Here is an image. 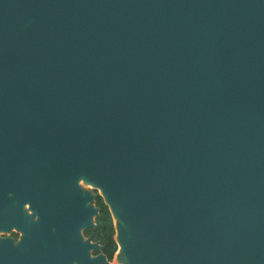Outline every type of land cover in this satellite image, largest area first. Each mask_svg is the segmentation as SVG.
I'll list each match as a JSON object with an SVG mask.
<instances>
[{
	"label": "water",
	"instance_id": "obj_1",
	"mask_svg": "<svg viewBox=\"0 0 264 264\" xmlns=\"http://www.w3.org/2000/svg\"><path fill=\"white\" fill-rule=\"evenodd\" d=\"M74 174L125 264H264V0H0L5 222Z\"/></svg>",
	"mask_w": 264,
	"mask_h": 264
},
{
	"label": "flooded vegetation",
	"instance_id": "obj_2",
	"mask_svg": "<svg viewBox=\"0 0 264 264\" xmlns=\"http://www.w3.org/2000/svg\"><path fill=\"white\" fill-rule=\"evenodd\" d=\"M43 207L27 194L19 195L5 222L0 213V264H38V243L47 235V264H123L117 221L106 201L101 182L80 174L53 179ZM34 200L35 204L32 203Z\"/></svg>",
	"mask_w": 264,
	"mask_h": 264
},
{
	"label": "bare ground",
	"instance_id": "obj_3",
	"mask_svg": "<svg viewBox=\"0 0 264 264\" xmlns=\"http://www.w3.org/2000/svg\"><path fill=\"white\" fill-rule=\"evenodd\" d=\"M123 251V246L120 245V253ZM123 264H125V262L122 260Z\"/></svg>",
	"mask_w": 264,
	"mask_h": 264
}]
</instances>
